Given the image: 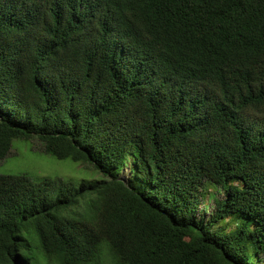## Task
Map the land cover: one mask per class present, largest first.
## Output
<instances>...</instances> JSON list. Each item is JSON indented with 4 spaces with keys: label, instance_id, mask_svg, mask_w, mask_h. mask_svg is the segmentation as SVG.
<instances>
[{
    "label": "trees",
    "instance_id": "16d2710c",
    "mask_svg": "<svg viewBox=\"0 0 264 264\" xmlns=\"http://www.w3.org/2000/svg\"><path fill=\"white\" fill-rule=\"evenodd\" d=\"M17 138L101 177L0 173V264H264V0H0Z\"/></svg>",
    "mask_w": 264,
    "mask_h": 264
},
{
    "label": "rangeland",
    "instance_id": "374dc122",
    "mask_svg": "<svg viewBox=\"0 0 264 264\" xmlns=\"http://www.w3.org/2000/svg\"><path fill=\"white\" fill-rule=\"evenodd\" d=\"M0 173L4 174H26L33 179L43 177L61 178L65 181H73L79 185L82 181L100 178L101 174L92 168L86 166L71 158H57L46 153L41 141L37 138H17L12 142V147L7 156L0 161ZM126 179L130 178L129 166L126 165L120 173ZM222 196L219 188L210 189L207 206L201 204V209L205 212H211L213 207V198Z\"/></svg>",
    "mask_w": 264,
    "mask_h": 264
}]
</instances>
